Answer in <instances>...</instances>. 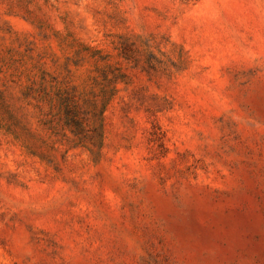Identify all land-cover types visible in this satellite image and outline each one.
Instances as JSON below:
<instances>
[{
  "label": "rangeland",
  "instance_id": "1",
  "mask_svg": "<svg viewBox=\"0 0 264 264\" xmlns=\"http://www.w3.org/2000/svg\"><path fill=\"white\" fill-rule=\"evenodd\" d=\"M0 264H264V0H0Z\"/></svg>",
  "mask_w": 264,
  "mask_h": 264
}]
</instances>
